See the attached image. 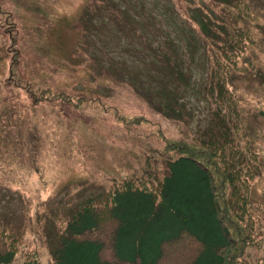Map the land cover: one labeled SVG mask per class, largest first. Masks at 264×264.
<instances>
[{
    "label": "rangeland",
    "instance_id": "374dc122",
    "mask_svg": "<svg viewBox=\"0 0 264 264\" xmlns=\"http://www.w3.org/2000/svg\"><path fill=\"white\" fill-rule=\"evenodd\" d=\"M207 8V0H0V230L16 234L12 264H52L78 204L99 199L112 178L138 175L162 135L210 125V64L190 28ZM133 27L143 39L125 33ZM107 49L120 64L105 65ZM137 117L147 122L126 124ZM253 199L264 201V177ZM169 220L163 211L154 221Z\"/></svg>",
    "mask_w": 264,
    "mask_h": 264
},
{
    "label": "trees",
    "instance_id": "16d2710c",
    "mask_svg": "<svg viewBox=\"0 0 264 264\" xmlns=\"http://www.w3.org/2000/svg\"><path fill=\"white\" fill-rule=\"evenodd\" d=\"M207 1L211 14L199 10L190 28L210 64V125L162 135L138 175L112 178L99 199L78 204L52 264H264V201L253 199L264 177V0ZM125 33L143 39L134 27ZM107 52L105 65L120 64ZM163 211L173 224L155 223ZM17 243L0 230V264L14 262Z\"/></svg>",
    "mask_w": 264,
    "mask_h": 264
}]
</instances>
